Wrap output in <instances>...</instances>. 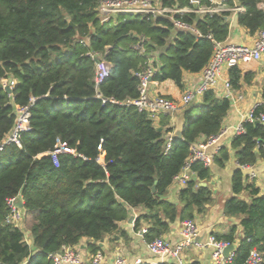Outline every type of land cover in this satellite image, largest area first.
Segmentation results:
<instances>
[{
	"label": "trees",
	"instance_id": "trees-1",
	"mask_svg": "<svg viewBox=\"0 0 264 264\" xmlns=\"http://www.w3.org/2000/svg\"><path fill=\"white\" fill-rule=\"evenodd\" d=\"M159 1L176 9L212 4ZM225 2L246 8L237 22L251 34L264 28V0ZM99 5L100 0H0V83L16 80L12 93L0 89V142L15 126L16 106L31 105V130L22 133L21 147L11 143L0 152L2 264H53L50 253L63 245L77 246L85 238L96 254L104 237L116 232L118 223L138 207L147 212L137 218L135 228L147 224L144 237L151 242L175 221L195 219L213 200L212 190L203 184L212 171L202 163L193 165V178L181 189L177 203L166 196L191 145L221 133L229 99L208 90L199 103L186 107L183 138L174 139L166 153L167 136L174 131L169 114L157 124L134 105L104 104L102 98L122 103L138 98L140 79L135 72L150 58L156 70L153 81L172 80L185 89L184 74L201 72L214 53L208 36L218 41L229 36L230 21L225 17L231 13L174 15L196 33L164 16L120 14L103 21ZM91 52L102 53L112 64L99 88ZM230 72L232 85L239 88L240 69ZM262 93L264 97V84ZM243 127L231 145L239 168L233 174V196L224 205L226 216L241 219L242 236L236 226L226 234H214L232 244L240 238L228 264H245L254 248L264 254V194L245 182L242 169L264 157V123L244 121ZM58 139L76 154H60L57 167L50 152ZM102 153L104 165L98 162ZM228 160L230 149L222 148L214 162L224 167ZM244 192L250 199L242 197ZM19 193L31 244L20 228L6 223V201Z\"/></svg>",
	"mask_w": 264,
	"mask_h": 264
},
{
	"label": "built area",
	"instance_id": "built-area-1",
	"mask_svg": "<svg viewBox=\"0 0 264 264\" xmlns=\"http://www.w3.org/2000/svg\"><path fill=\"white\" fill-rule=\"evenodd\" d=\"M211 5L200 6L197 10L191 8L176 9L164 7L159 0H100L98 8L99 15L103 21H108L111 18L124 14L134 16L153 15L154 17H169L174 20L178 27L187 30H193L196 33L198 31L186 24L185 22L175 20L174 15L176 13L197 12L200 14H216L230 12L234 14H241L246 12V8L241 5L230 6L225 1L219 2L217 0H209ZM194 3H198V0H192ZM264 10V3L262 4ZM214 42V53L210 58L207 65L203 68L201 83L195 89H187L184 91L180 102L170 99L167 96L158 94L151 95L149 92V85L152 81V77L155 73V68L152 64V58H150L147 64L140 70L135 72V75L140 79V95L136 99H128L126 102H121L115 98L103 99L99 94V98H102L103 103L113 104H128L134 105L141 112L148 113L149 117L157 121L161 113H174L180 109V107H188L208 90H214L216 92H222L223 98H227L231 102V106L238 105L240 101L245 99V95L242 92H235L231 79L225 76V71L233 67H238L242 63H249L252 61H260L264 55V28L256 32L255 40L252 44H228L225 41L215 40L211 35L208 36ZM139 47L141 45H138ZM90 55L96 60V74L95 82L97 88L108 78L111 74L112 64L108 62L102 53L91 52ZM4 85H8L13 89L16 86V80L3 79L1 81ZM31 102H35V98H31ZM180 103V104H179ZM31 105H17L16 106V121L15 126L11 133L0 142V152L6 145L15 143L21 147V135L26 131L31 130L30 118H31ZM244 121H250L255 123L257 121L264 123V99L257 103L255 107L246 113ZM243 121V122H244ZM243 122L236 128V132H244ZM225 130L223 131V133ZM219 134L216 136L208 137L207 139H200L190 147V155L188 156L186 163L180 173L174 177L173 183L178 184L180 187H185L187 183L193 178V165L196 163H202L206 167H210L214 161L216 155L219 153V148L216 147L214 151L210 150L211 146H216ZM168 142L165 152L167 153L173 145V132H170L167 136ZM102 150V145L98 146ZM62 153L76 154V150L69 147L66 142L57 140L55 148L50 152L54 164L59 166L58 156ZM104 155V156H103ZM98 162L105 164V154L102 153ZM248 166V165H245ZM256 174L253 173V177ZM24 203L22 193L12 196L7 199L8 214L6 216V223L12 224L20 228L24 232L25 240L29 241V232L23 225L25 217V209L20 206V203ZM148 232V227H143L137 231V234L142 236ZM182 240L173 245V243L166 239L164 236H160L148 242L146 240L149 251L156 256L163 258H171L176 264H189L185 259L184 251L192 246L201 245L198 242L200 235V228L195 219H186L181 225ZM208 245L213 248V261L216 264H228L232 261L234 252L232 251L229 257H226L225 249L232 243L219 240L214 234L209 236ZM49 259L53 264H106L104 263V254L99 251L91 259H84L78 250L77 246L63 245L60 251L50 253ZM112 264H132L127 261L123 256H116ZM133 264H141L140 261H136ZM245 264H264V254L258 249L254 248L248 255Z\"/></svg>",
	"mask_w": 264,
	"mask_h": 264
},
{
	"label": "crops",
	"instance_id": "crops-1",
	"mask_svg": "<svg viewBox=\"0 0 264 264\" xmlns=\"http://www.w3.org/2000/svg\"><path fill=\"white\" fill-rule=\"evenodd\" d=\"M217 1L224 2L226 0ZM238 15L231 13V16L227 17L230 21V33L225 42L228 44H252L255 40L256 33L251 34L247 28L239 25L237 22ZM237 68L240 69L241 76L238 83L239 88L234 87V90L235 92L244 93L245 99L240 101L238 105L231 106L224 118L223 127L219 134L220 136L216 146L210 147L211 151H214L216 147H218L219 150L222 148L230 149V160L226 162L224 167H220L214 162L210 166L212 171L211 178L208 182L203 183L204 185L209 186L212 190L213 200L206 206L205 211L198 214L195 218L200 228L198 242L201 245L192 246L184 251L185 259L189 264H216L213 261V248L207 244L210 235L226 234L233 226H236L237 235H239V237L242 236V227L240 224L241 219L238 217H228L224 212L226 200L233 196V174L235 170L239 168L236 152L231 148V145L233 138L238 134L236 128L244 121L243 116L252 110L257 103L264 99L262 93L264 84V55L260 61L242 63ZM231 69L225 71V76L228 78L231 77ZM201 78L202 72H186L184 74L185 89H181L172 80L162 82L152 80L149 85V92L151 95L161 94L180 102L184 91L187 89H195L201 83ZM217 94L219 97H223L221 91L217 92ZM201 98L202 97H199L194 104L199 103ZM185 109L186 108L184 107H180V109L174 113L163 112L159 115L156 123L159 124L163 115L169 114L171 116L170 124L175 131L179 122L184 121L186 123ZM224 130L225 132L223 133ZM242 169L244 170L245 182L247 184L256 185L260 190V194H264V157L259 159L255 165L243 166ZM253 173L256 174L254 177ZM181 189L182 187L173 183L168 189L166 198L171 202L177 203ZM242 197L247 200L250 199L247 192H244ZM146 212L147 210L143 207L133 208L131 211V217L125 221L119 222L117 231L113 234L106 235L99 243V251H101L105 257L104 263L112 264L116 256L119 255L126 258L127 261L132 264L136 261H140L141 264H163L174 262L171 258H163L153 255L148 249L146 239L137 234L139 229L148 227L147 224L141 223L142 225L138 230L135 228L137 218ZM25 217L23 225L26 228ZM132 218L133 221H131ZM182 222L183 221L177 220L172 223L169 231L164 235V237L170 240L173 245L178 244L182 240ZM28 232L31 244L30 231L28 230ZM90 241L91 240L85 238L77 245V248L80 250L84 259H91L95 255L89 248ZM239 241L240 238L238 239V242L235 243L237 244V248L239 246Z\"/></svg>",
	"mask_w": 264,
	"mask_h": 264
},
{
	"label": "water",
	"instance_id": "water-1",
	"mask_svg": "<svg viewBox=\"0 0 264 264\" xmlns=\"http://www.w3.org/2000/svg\"><path fill=\"white\" fill-rule=\"evenodd\" d=\"M225 19H227V17H225ZM0 89H5L8 93H12V89L10 86L8 85H4L3 83H0ZM256 124H259V121L256 122ZM184 127H185V122H179L178 123V127L176 128V130L174 131V139H181L183 138V131H184ZM160 130L162 131V128H160ZM153 191H156V186L153 187ZM20 206L22 208H24V203H20ZM131 221H133V218L131 219ZM237 249V244H231L230 246H228L225 249V256L229 257L231 255L232 251H235Z\"/></svg>",
	"mask_w": 264,
	"mask_h": 264
}]
</instances>
